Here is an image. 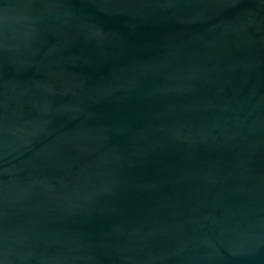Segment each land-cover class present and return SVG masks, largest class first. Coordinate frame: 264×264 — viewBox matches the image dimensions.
Listing matches in <instances>:
<instances>
[{
    "label": "water",
    "instance_id": "1",
    "mask_svg": "<svg viewBox=\"0 0 264 264\" xmlns=\"http://www.w3.org/2000/svg\"><path fill=\"white\" fill-rule=\"evenodd\" d=\"M0 264H264V0H0Z\"/></svg>",
    "mask_w": 264,
    "mask_h": 264
}]
</instances>
